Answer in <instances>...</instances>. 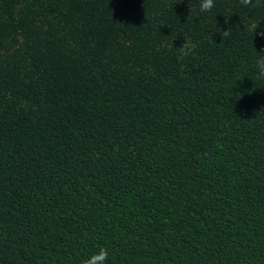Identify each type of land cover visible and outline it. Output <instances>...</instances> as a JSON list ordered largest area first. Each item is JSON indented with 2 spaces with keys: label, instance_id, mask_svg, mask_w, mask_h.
Masks as SVG:
<instances>
[{
  "label": "trees",
  "instance_id": "trees-1",
  "mask_svg": "<svg viewBox=\"0 0 264 264\" xmlns=\"http://www.w3.org/2000/svg\"><path fill=\"white\" fill-rule=\"evenodd\" d=\"M176 3L0 0V264H264V0Z\"/></svg>",
  "mask_w": 264,
  "mask_h": 264
},
{
  "label": "clouds",
  "instance_id": "clouds-1",
  "mask_svg": "<svg viewBox=\"0 0 264 264\" xmlns=\"http://www.w3.org/2000/svg\"><path fill=\"white\" fill-rule=\"evenodd\" d=\"M182 0H177V3H181ZM240 4L248 7L250 9H254L258 6L259 0H240ZM214 7H216V0H200L199 10L200 12H209ZM191 8V6H190ZM192 11V8H191ZM228 23V21H225ZM244 22V27H245ZM252 31L254 32L255 38L259 37L260 39H264V27H261V22L251 25ZM222 36V39L231 35V27L227 30H221L218 32ZM192 45H190L186 40L185 43L180 46V50L182 53L187 54V51L191 50ZM259 55L256 56L254 60L255 68L257 69V78H264V50L258 51ZM109 249L106 246H100L98 251L92 253L89 257H86L81 261V264H108L109 260Z\"/></svg>",
  "mask_w": 264,
  "mask_h": 264
}]
</instances>
